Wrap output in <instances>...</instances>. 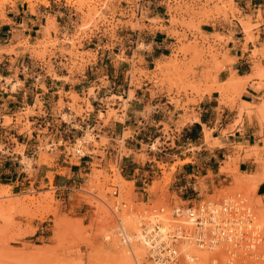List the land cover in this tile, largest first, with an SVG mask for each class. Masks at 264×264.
Instances as JSON below:
<instances>
[{"label": "crops", "instance_id": "crops-1", "mask_svg": "<svg viewBox=\"0 0 264 264\" xmlns=\"http://www.w3.org/2000/svg\"><path fill=\"white\" fill-rule=\"evenodd\" d=\"M42 1L46 4L34 2L33 8L26 0H14L5 7V21H0L3 26L0 31V50L7 48L9 44L5 42H12L15 36L31 39L33 33L40 31L48 16L57 20L55 5L62 2L63 5L66 4L65 0ZM233 3L237 11L233 16L227 13L225 17L210 20L201 28L203 33H218L223 36L222 42L215 46H221L222 50L227 51V58L232 59L230 65H226L216 74L217 84L212 85V88L216 89L218 83L224 80L226 82L232 76L246 77V80L241 81L242 91L233 107L222 103L223 96L217 89H212L200 97L192 96L197 103L187 105L185 111L182 104L190 96L158 93L148 82H143L140 86L130 85L128 75L132 70L130 61L134 55L142 57L148 68L155 60L166 57V52L173 44L174 38L169 33L173 28L168 23L170 14L167 0H137L130 3H125V0H113L107 4L110 10L106 15L108 22L115 24L120 21L124 24L119 26L120 30L114 32L113 37L110 32L107 34L106 41L113 44L118 42L120 48L117 52L104 53L106 59H109L107 63L111 71L108 74L106 64L105 76L97 75L94 79L82 81L76 71L70 74L66 68L60 66L59 63L63 62L59 59V63L53 66V72L58 79L53 80L50 77L49 81L47 76H44L45 80H40V75L35 76L32 64L23 65L22 60L0 54V125L5 117L15 121L16 114L24 111L26 107L34 108L35 113L27 118L32 124L29 131H22L15 122L9 128L0 129V187L8 188L10 196H23L31 187L39 189L43 186L41 193L52 189L54 200L59 201L65 210L69 211L75 207V212L85 215L87 209L77 207L73 190L75 186L85 185V176L90 173L94 160L99 162L100 170L106 172L109 171L110 164L117 166L119 175L126 183L132 184L135 203L155 201L159 197L158 191H149V188L153 182L162 178L160 166H165V171L171 174V182L167 188L169 199L176 196L182 202L189 203L200 198L199 182L202 181L207 188L221 181L230 182L227 175L220 174L225 172L221 169L226 168L223 164L229 157L239 156L237 170L240 176L260 174L262 170L254 160V157L259 155L246 156L249 148L262 146L258 119L255 115L248 116L245 111L242 112L240 120L238 116L240 108L258 105L264 94V85L258 86V78L251 77L253 62L259 60L262 63L260 57L253 59L251 52L264 46V0H233ZM131 10L137 12L132 22H137L145 28L132 29L125 24L130 20ZM122 13L124 17L120 16ZM239 19L256 25L252 28L255 41L245 42ZM152 21H156L155 24ZM23 25L25 28L21 27ZM154 27L163 29H153ZM108 28L109 25L105 24V29ZM26 30L30 33L25 34ZM101 36L104 37L105 34L101 32L99 37ZM114 37L115 40L112 39ZM130 38L135 46L142 44V50L131 47V53L127 55L125 51L130 48L126 47V41ZM94 51L91 49V53ZM17 52L20 59L30 57V54L23 50ZM117 56H121L122 60L117 62ZM10 60L15 64L9 63ZM90 69L103 73L101 67L91 66ZM16 71L23 75V79L17 77L19 83L12 91L11 87L16 82ZM47 71L44 70L45 73H48ZM7 78L10 83L6 82ZM63 78H68L69 81ZM61 91L73 92L78 96L77 103L84 112L77 122H81V127L86 124V127L92 130L97 143L105 141L98 148L90 145L89 153H85L82 159L73 164H70L71 158L58 145L60 142L65 143L66 137L58 130L46 131L44 123L49 119L54 123L60 121L57 103ZM111 97H114L113 101ZM172 99L179 100V104ZM38 103L44 108L42 114L39 112ZM108 105H112L113 110L117 111V117L110 118L105 123ZM99 113L103 115V119H100ZM46 115L47 119H44ZM235 121L238 123L235 124ZM126 132L129 135L123 138ZM44 140H47L50 147L47 154L53 159L47 164L37 165L40 144ZM151 140L153 143L149 146ZM155 142H159V146L152 150ZM122 144L129 154L122 156ZM19 147L23 148L22 152H15ZM237 147L242 149L238 150ZM95 151L98 155L92 153ZM22 156L32 160L31 175H28L21 163ZM256 195L264 198V181L258 183ZM50 220V217L44 220L16 217L15 221L21 230L32 229L21 241L35 245L46 240L49 237L46 234Z\"/></svg>", "mask_w": 264, "mask_h": 264}, {"label": "rangeland", "instance_id": "rangeland-1", "mask_svg": "<svg viewBox=\"0 0 264 264\" xmlns=\"http://www.w3.org/2000/svg\"><path fill=\"white\" fill-rule=\"evenodd\" d=\"M12 1L14 0H0V21H5V7ZM26 1L30 4L31 8H33L34 2L46 4V2L42 0ZM112 1L113 0H65V5H63L61 1L62 4L58 3L54 7V12H57L58 16L57 20L55 17L48 16L45 24L40 28V31L36 34L33 33L31 39H20L15 36L12 42L6 41L5 44H9V46L5 49H1L0 54L6 55L7 58L12 56L22 60L23 65L32 64L35 68L33 72L36 73V77L40 75V80H45L44 76H47L49 81L51 80L50 77H52L53 80L58 79L53 72V66L59 63V59L63 62L59 63L60 66L66 68L70 74L76 71L78 78L82 81L94 79L97 75L105 76L106 68L104 66L106 64L108 66V74H110V65L107 63L109 59H106L104 53L107 51L117 52L120 45H118V42H116V44L110 41L107 42L106 37L108 36V32H110L113 37L114 32L120 30L119 26L124 24L120 21H116L115 24L108 22L106 15L110 13V10L107 8V4ZM131 1L137 2V0H125V3H130ZM167 2L168 13L170 14L168 23L170 27L173 28L169 33L174 38L171 48L166 52L167 56L160 60H155L152 64H149L147 68V64L144 62L143 58L134 55L130 61L132 70L129 72L128 77L130 76L131 86H140L143 82H148L152 84L153 88H155L158 93L165 92L168 96L172 94L176 96L184 95V97L190 96V98L186 99L182 104V107L187 111V105L197 103L196 99L192 96H202L206 93L205 88L208 92L209 88H212L213 85L209 84V82L215 83L216 74L224 69L226 65L232 63V59L227 58V51L222 50L221 46H215V44L222 42L224 37L218 33L211 35L203 33L201 28L210 20H217L221 16L225 17L227 13L233 16L237 11L233 0H167ZM136 14L137 12H135V10H131L130 20L125 24L132 29L136 28L141 30L145 28L143 25L132 22V20L136 18ZM120 16L124 17L125 15L122 13ZM155 22L156 21H152L153 24H155ZM238 22L241 28L243 27L242 31L245 36V42L255 41L256 38L253 36L252 28L256 25L253 26L249 22L242 23L244 21L241 19H239ZM105 24L109 25L108 29H105ZM21 27L25 28V25ZM31 27L30 25L29 28ZM244 27H247L245 31L243 30ZM102 29L105 30L103 31ZM153 29L162 30L163 28L154 27ZM1 30H3L2 25H0V31ZM101 32L105 34L104 37H99ZM24 33L28 34L30 32L26 30ZM112 39L115 40V37ZM135 45L132 38L126 41V47L130 48L125 51L127 55H130L131 47H137L138 50H142V44ZM91 49H94L98 53H95V51L91 53ZM18 50L29 53L30 57L28 59H20L18 57ZM251 54L253 59H257L258 57L262 59V63L259 60L253 62L252 71L255 74L253 75L252 73L251 75V77L258 78V86L261 87L264 85V46L258 50L253 49ZM115 60L119 62L122 60V57L117 56ZM8 62L12 64L14 61L10 60ZM166 62L168 65H166ZM171 62H173L174 65H172ZM4 63L6 62L4 61ZM91 66L92 68L101 67L103 73H96L94 69H90ZM258 69H261L260 74H257ZM44 70H48V73H45ZM7 74H9V71ZM14 75L16 82L11 87L12 91L19 83L17 77L23 79V75H20L18 71H16ZM232 78L233 77H230V79ZM63 80L69 81L68 78H63ZM105 80L106 78L104 81ZM6 82L10 83V80L7 78ZM229 85L230 84L222 85V87H219V89L221 88L219 91L221 95H223L222 103L233 107L239 96L238 91L239 93L242 91V86H232L230 88ZM223 86L227 89L224 90L225 87ZM232 89H234L235 92L234 90L232 91ZM90 92H92L91 89ZM229 93L233 94L230 95ZM59 94L60 99L57 103V107L60 109V116L58 118L60 121L54 123L49 119L45 120L44 123H46V131L58 130L66 137V142H60L58 145L60 148L64 149L65 154L71 158L69 161L70 164H73L77 163L79 160L78 155L75 154L78 147L83 146V152L89 153L88 147L90 145L98 148L101 144L105 143V141L101 140L100 143H97L92 130L87 128L86 124H83L81 127V122H77V120L80 119L79 116L84 112L82 107L77 103L79 101L78 96L73 92L63 93L61 91ZM130 96L131 92L129 93V97ZM113 100L114 97H111V101ZM172 100L176 102V104H179V100ZM263 104L264 94L258 105L249 106L245 109L240 108L238 116V120H240L242 112L245 111L248 116L255 115L258 119L261 127L260 143L262 146L258 147L255 145L254 148H249L246 156L251 154L253 157L259 155L257 158L254 157L255 163L259 168L264 167ZM38 106L39 112L42 114L44 108L41 103H38ZM107 110L105 123L110 118L117 117V111L113 110L112 105H108ZM34 114V108L26 107L24 111H19L16 114L15 121L5 117L3 123L0 125V129L9 128L12 126L13 122H15L21 127L22 131H29V129L32 128V124L27 118ZM99 117L103 119V115L100 113ZM43 118L47 119V115ZM120 119H122V117H120ZM237 123L238 121H235V124ZM128 135V132L124 133L123 138H126ZM151 143H153V140L149 141V146ZM157 146H159V142H155L154 145H152V150H155ZM40 148L39 160L36 164H47L52 161L53 157L47 154V150L50 148L47 140L41 142ZM121 148L123 152L122 156L129 154V152H126L123 148V144ZM22 149V147H19L15 149V152H22ZM237 149L241 150L242 148L237 147ZM54 152H57V150H54ZM92 153L98 155L97 151ZM239 160V156L227 158V162L223 164L226 168L221 169V171L225 172H219L222 175H227V177L230 178V182L225 183L221 181L214 183L209 188L203 185L202 181L199 182V188L201 190L200 198L190 204L196 205L201 201L216 200L226 196L238 195L242 200H245L246 203H250L253 206L257 217L262 220L258 216V211L254 206L262 202L263 206L261 208L263 209L264 198L257 196L256 191L255 194H246L237 186V182L243 180L244 177L240 176L237 170V162ZM21 163L25 166L28 175H31L33 173L32 160L22 156ZM99 167V162L94 160L90 167V173L85 176L87 179L85 185L81 184L80 186H75L73 190V196L76 198L78 204L77 207L87 209L85 215H80L78 212H75V207H72L69 211L61 207L60 202L54 200L52 189L48 192L41 193L44 190L43 186L39 189L31 187L23 196H10L9 189L5 188L6 194L4 193L5 195L2 197L3 200L0 198V264H114L110 255V253L113 252L112 248H116L117 245L123 248L125 247L122 246L116 235L117 226L115 216L124 221L126 219H123L125 217L123 214H126L127 218L130 220V225H127V227L133 229V221L135 223L136 218L131 214V208L138 211L149 210L160 206H186L189 204V202H182L176 196H172L171 199H169L167 188L171 182V174L165 171V166H160L162 169V178L160 181L153 182L152 186L149 188V191H158L160 194L159 197L155 201H148L145 203H135L134 195L132 194V184L119 180L120 175L117 166L110 164L108 166V172L100 170ZM173 170L174 168L171 169V171ZM50 176L49 174V177ZM210 177L212 176L210 175ZM116 191L118 194L117 197L114 196ZM115 202H123L127 206L125 208L121 207L120 212H117L115 209L116 207L114 208ZM112 211H114L115 214H113ZM18 216L38 220H44L50 217V227L46 234L49 237L35 245L22 242L21 240L23 237L31 233L32 229L28 228L21 230L19 224L15 221ZM261 222H264V220ZM259 224L264 227L262 223L259 222ZM100 226L101 228H108V230L106 229L107 232L104 233H110L112 235L110 242L105 240L104 233H101L99 230ZM56 230H58V236L56 235ZM97 235L99 237H97ZM134 247L135 245L133 248ZM215 252H217L216 249L206 250L208 254L207 258L214 257L218 260L217 264H226L225 259L227 255L225 253V255L223 254L224 251L217 254ZM261 254L263 256L259 258V261L260 263H264V254ZM146 259L149 260L147 256ZM209 261H207L206 264H211ZM197 264L199 263L197 262Z\"/></svg>", "mask_w": 264, "mask_h": 264}, {"label": "built area", "instance_id": "built-area-1", "mask_svg": "<svg viewBox=\"0 0 264 264\" xmlns=\"http://www.w3.org/2000/svg\"><path fill=\"white\" fill-rule=\"evenodd\" d=\"M75 154L83 158V146L78 147ZM114 196H118L117 191ZM126 206L114 203L117 212ZM131 212L136 218L139 238L115 217L117 238L126 247L131 245V240L142 242L149 260L155 264H189L193 260L191 254L186 256L178 249L185 242L208 250L225 246L226 264H264L259 261L263 255L258 249L255 252L264 227L255 219L253 208L238 195L201 201L196 205L189 203L138 211L131 208Z\"/></svg>", "mask_w": 264, "mask_h": 264}, {"label": "bare ground", "instance_id": "bare-ground-1", "mask_svg": "<svg viewBox=\"0 0 264 264\" xmlns=\"http://www.w3.org/2000/svg\"><path fill=\"white\" fill-rule=\"evenodd\" d=\"M242 23H245V22H242ZM243 25V24H242ZM244 26V25H243ZM251 26V25H250ZM254 26V25H253ZM248 27H249V23H248ZM243 28V27H242ZM246 28L247 27H244V31L246 30ZM250 29V28H249ZM174 62V61H173ZM173 62H171V64L172 65H174V63ZM160 63V62H159ZM165 64V63H164ZM166 65H168L167 64V62H166ZM176 65V64H175ZM160 66V65H159ZM158 66V67H159ZM177 66V65H176ZM175 66V67H176ZM220 67V66H219ZM262 67V66H261ZM221 68V67H220ZM259 68V67H258ZM216 69V68H215ZM218 69V68H217ZM255 70V69H254ZM214 71H216V70H214ZM261 73V69H258L257 70V74H260ZM263 73V72H262ZM255 73H253V75H254ZM251 75V74H250ZM263 76H264V74H263ZM233 77V76H232ZM244 78H246V77H244ZM243 77L241 78H239V76L238 77H233L232 79H230V77H229V81H226V82H220V83H218V85H219V87H222V84L221 83H223V85H227V84H230L229 86H230V88L233 86V87H238V86H241V81H243L242 79H244ZM253 78V77H252ZM228 79V78H227ZM250 79V78H249ZM244 80H246V79H244ZM248 80V79H247ZM245 82V81H244ZM243 82V83H244ZM247 82V81H246ZM225 83V84H224ZM209 84H217V83H210L209 82ZM221 84V85H220ZM245 84V83H244ZM211 85H209V86H211ZM218 85H217V91L218 90H221V88L219 89V87H218ZM208 86V87H209ZM229 86H227V87H229ZM223 87H225V86H223ZM243 87V86H242ZM229 88V89H230ZM213 89H214V87H213ZM216 89H214V90H216ZM225 89H227L226 87L224 88V90ZM234 89H236V88H234ZM234 89H232V91L234 90ZM207 89L205 88V92H207L206 91ZM212 90V88H209V91L208 92H210ZM223 90V89H222ZM230 91H231V89H230ZM237 91H238V89H237ZM234 92H235V90H234ZM225 93V92H224ZM230 94V93H229ZM233 94V93H232ZM232 94H230V95H232ZM238 94H240L239 93V91H238ZM223 96V95H222ZM225 96V95H224ZM263 108H264V104H263V106H262ZM264 168V167H263ZM263 168H261V173L260 174H258V173H255V174H251V175H247V176H244L243 177V180H239L238 182H237V186L240 188V189H242L243 190V192H245L246 194H251V193H253V194H255V191H256V187H257V185H258V183L259 182H261V181H264V170H263ZM119 180L120 181H123V182H126L121 176L119 177ZM5 188L6 187H0V198L2 199V197L6 194L5 192ZM5 193V194H4ZM232 195V194H231ZM3 200V199H2ZM260 201V200H259ZM115 203H117V202H115ZM121 203H123V202H121ZM247 206H251L252 208H253V206L249 203H247ZM263 206V204H262V202H260V203H257V205L256 206H254L255 207V209H257V211H258V216L262 219V220H264V208L262 209L261 207ZM109 209V208H108ZM112 213L113 214H115V212L114 211H112ZM253 213H254V217H255V219L258 221V223L260 222V223H262L263 225H264V222H261L262 220H260L258 217H257V215H256V213H255V211H254V209H253ZM125 217L123 218V219H126V220H121V222H122V224L123 225H125V226H127V225H130L129 224V222H130V220H129V218H127V215L126 214H123ZM0 216H1V214H0ZM115 216V215H114ZM115 217H117V216H115ZM261 225V224H260ZM107 230H108V228H106ZM105 228H101V226L99 227V230H100V232L102 233H104V232H107V230H106ZM116 229H117V227H116ZM131 230H133L135 233H136V237L137 238H139V231H138V226H137V222H135L134 223V221H133V229H131ZM99 232V233H100ZM98 233V234H99ZM116 234H117V232H116ZM56 235L58 236V230H56ZM111 234L110 233H107V234H105L104 233V238H105V240L106 241H111L110 240V238H111ZM97 237H99L98 235H97ZM96 239V238H95ZM112 239H113V237H112ZM96 241H97V239H96ZM98 242V241H97ZM96 242V243H97ZM105 242V241H104ZM102 243V242H101ZM130 243H131V245L130 246H125L124 248L123 247H120V246H118L117 245V247L116 248H112L113 249V252H111L110 253V255H111V259L113 260V263L114 264H152L149 260H147L146 259V256H147V258L149 259V256H148V254L146 253V255H145V251H147L146 250V247L144 246V244L142 243V242H138V241H136V242H132V240L130 241ZM98 244V243H97ZM99 245V244H98ZM135 245V247L133 248V246ZM101 246V245H100ZM106 246V245H105ZM122 246H124V245H122ZM102 247V246H101ZM107 247V246H106ZM144 247V248H143ZM145 249V250H144ZM179 251H180V253L182 252L184 255H186V256H188V253H190L191 254V257H193V260H191L190 262H189V264H197V262L199 263V264H206V262L207 261H209V262H211V264H214V260L215 261H217L218 262V260L216 259V258H207V256H208V254L206 253V250H208L207 248H199V247H196L195 246V244L193 243V242H185V243H183V244H181L180 246H179ZM219 249H221L222 251H219V252H223V254L225 253L226 254V250H225V246H223L222 245V247H218V248H216V250H219ZM257 249H258V252L259 253H263L264 254V228H263V231H262V236L259 238V242H258V248H256V250H255V252L257 251ZM112 251V250H111ZM216 254H217V252H215ZM221 254V253H220ZM222 254V255H223ZM224 254V255H225ZM225 258H226V256H225ZM224 259V258H223ZM222 259V260H223ZM180 260H181V257H180ZM226 260V259H225ZM155 264V263H154ZM217 264V263H216Z\"/></svg>", "mask_w": 264, "mask_h": 264}]
</instances>
